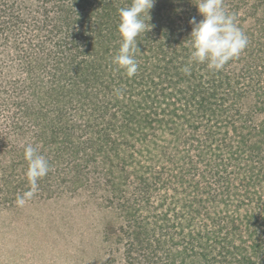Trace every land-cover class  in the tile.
<instances>
[{
	"label": "trees",
	"instance_id": "obj_1",
	"mask_svg": "<svg viewBox=\"0 0 264 264\" xmlns=\"http://www.w3.org/2000/svg\"><path fill=\"white\" fill-rule=\"evenodd\" d=\"M38 1L24 0L28 27L0 12V202L30 189L31 143L50 165L38 191L66 184L122 208L105 264H264L263 16L221 70L189 64L190 30L143 32L128 77L113 57L131 0ZM179 5L156 0L150 17Z\"/></svg>",
	"mask_w": 264,
	"mask_h": 264
},
{
	"label": "rangeland",
	"instance_id": "obj_2",
	"mask_svg": "<svg viewBox=\"0 0 264 264\" xmlns=\"http://www.w3.org/2000/svg\"><path fill=\"white\" fill-rule=\"evenodd\" d=\"M41 2L44 3V0ZM195 2L196 0H180V5L174 6L176 9L173 7V11L164 12L162 9L161 15L154 14L148 21L152 25L148 31H191L189 20L192 17L197 21L201 19L198 12L192 13L196 9ZM0 5L5 6L0 8V12L22 15L23 19L19 21L18 28L28 27L30 17L26 18L20 12L26 9L28 3L24 0H0ZM224 7L230 13L239 11L236 23L242 30L256 23L258 13L263 16V23L259 27L264 28V0H224ZM33 9L32 7L29 10ZM29 10H25L27 16L33 13ZM38 31L40 33L45 30L39 28ZM180 39L181 42L188 40L186 36H181ZM186 55L190 57V53ZM182 61L187 65V61ZM146 66L148 65L145 64ZM152 67L159 69L161 63L155 60ZM259 70L264 78V71ZM205 85L209 86L207 83ZM222 94L223 90L217 92L218 98ZM255 115L258 117V112ZM255 115L252 116L257 118ZM193 119L198 121L196 117ZM213 119L215 116L211 117ZM204 120L207 121V118ZM21 171L16 173L22 180L24 171ZM66 188V184H62L61 189L56 186L54 194L49 191L43 193L38 188L23 206L16 203V197H13L15 199L12 202H0V264H105L110 252L104 250L105 240L119 227L122 208L116 201L110 202L105 193L96 194L93 190L74 192ZM23 192L25 189L17 188L14 196ZM98 197H102L103 201L97 199ZM105 205L109 206L106 208ZM107 219L113 220L108 223Z\"/></svg>",
	"mask_w": 264,
	"mask_h": 264
},
{
	"label": "clouds",
	"instance_id": "obj_3",
	"mask_svg": "<svg viewBox=\"0 0 264 264\" xmlns=\"http://www.w3.org/2000/svg\"><path fill=\"white\" fill-rule=\"evenodd\" d=\"M155 2L156 0H131L128 6L118 9L117 28L121 40L113 63L123 69L128 77L134 76L138 71L135 58L138 50L136 38L151 29L152 25L148 21L151 19L150 9ZM194 4L201 19L197 21L192 17L189 20L192 25L187 36L190 48L189 64H205L210 70H221L247 47V36L236 23L235 14L225 9L224 0H196ZM183 71L189 74L191 68L186 66ZM116 93L121 94L118 89ZM21 146L27 162L25 175L30 185L28 191L16 197V203L23 206L38 190V180L48 174L50 165L33 144Z\"/></svg>",
	"mask_w": 264,
	"mask_h": 264
}]
</instances>
